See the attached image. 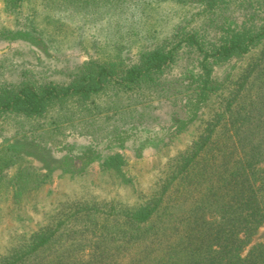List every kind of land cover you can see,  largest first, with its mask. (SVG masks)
<instances>
[{"label":"trees","instance_id":"obj_1","mask_svg":"<svg viewBox=\"0 0 264 264\" xmlns=\"http://www.w3.org/2000/svg\"><path fill=\"white\" fill-rule=\"evenodd\" d=\"M165 1L186 3L185 0L45 3H56L58 13L66 18L76 14L83 25V19L92 16L91 13L103 14L104 7L117 6L124 18L130 11L132 16H146L151 4ZM3 2L17 14L25 0ZM195 3L201 24L172 26L159 38L156 32L157 35L161 32L156 27L142 29V43L135 59L124 57L120 44L104 52L103 38L99 42L103 47L95 48L99 55H90L69 74L65 83L38 79L28 70L22 71L17 81L0 82V118L41 117L55 106L63 107L69 102L83 106L93 96L115 89L179 104L180 111L186 113L182 121L191 122L221 88L213 76V66L240 58L263 45L260 57L239 73L235 85L219 101L218 109L168 166V175L156 191L133 206L112 202L77 205L70 217L95 220L93 226L100 230L89 254L78 255L83 247L75 246L78 240L65 242L70 235L63 232V223L57 220L53 225L31 231L24 246L14 247L1 256L0 264H264V242L254 244L241 255L264 223V0ZM236 12L246 16L240 23L229 18V13ZM23 19L16 22L20 28L15 31H2L11 38L28 36V30L35 33V17L32 20L30 13L25 22ZM57 22L63 34L70 32L62 19ZM81 42L76 40L79 46ZM96 44L88 39L84 46ZM184 55L194 58L196 73L171 76L170 70ZM179 115L180 112L176 117ZM1 162L8 165L11 158L7 156ZM124 165L125 159L118 154L102 162L105 169H114L124 181L131 182L123 172Z\"/></svg>","mask_w":264,"mask_h":264},{"label":"rangeland","instance_id":"obj_2","mask_svg":"<svg viewBox=\"0 0 264 264\" xmlns=\"http://www.w3.org/2000/svg\"><path fill=\"white\" fill-rule=\"evenodd\" d=\"M46 1L25 0L20 13L15 14L0 0V82L17 81L21 72L28 70L38 79L65 83L90 55H99L95 48L103 47L99 44L103 38L104 52L120 44L124 48L121 54L135 59L142 43V29L156 27L161 32H156L159 38L172 26L202 23L196 15V0L153 3L146 16H132L130 11L125 18L117 6L104 7L103 14L91 13L83 19V25L76 14L66 18L58 13L56 3ZM30 13L37 23L35 33L28 30V36L11 38L2 31L20 28L16 22L22 17L25 22ZM229 18L240 23L246 16L236 12L229 13ZM59 19L69 26L68 34L61 31ZM88 39L98 45L84 46ZM76 40H82L81 46ZM262 47L213 66V76L221 88L191 122L182 121L186 113L180 111L179 104L115 89L93 96L83 106L76 102L55 106L41 117L0 118V257L14 247H23L31 231L57 220L62 221L63 232L70 235L65 242L78 240L75 246H83L78 255L89 254L100 230L94 228L95 220L70 217L77 205L112 202L133 206L156 191L168 175V166L218 109L219 101L235 85L239 73L260 57ZM196 71L194 58L184 55L170 74L180 76ZM117 154L125 159L122 169L131 182L124 181L114 169L102 166L104 160ZM7 156L11 163L3 165L1 159ZM259 242H264V223L241 255Z\"/></svg>","mask_w":264,"mask_h":264}]
</instances>
